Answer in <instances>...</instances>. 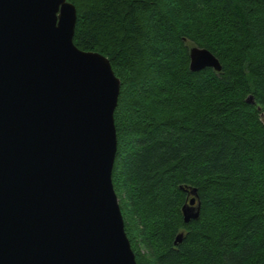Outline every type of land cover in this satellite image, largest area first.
I'll list each match as a JSON object with an SVG mask.
<instances>
[{"label":"trees","instance_id":"16d2710c","mask_svg":"<svg viewBox=\"0 0 264 264\" xmlns=\"http://www.w3.org/2000/svg\"><path fill=\"white\" fill-rule=\"evenodd\" d=\"M68 1L74 44L120 80L112 183L137 264H264V0ZM193 45L221 70L190 71Z\"/></svg>","mask_w":264,"mask_h":264},{"label":"water","instance_id":"95a60500","mask_svg":"<svg viewBox=\"0 0 264 264\" xmlns=\"http://www.w3.org/2000/svg\"><path fill=\"white\" fill-rule=\"evenodd\" d=\"M76 20L68 0H0V264H137L112 183L120 80L74 44ZM204 68L221 64L190 46Z\"/></svg>","mask_w":264,"mask_h":264},{"label":"rangeland","instance_id":"374dc122","mask_svg":"<svg viewBox=\"0 0 264 264\" xmlns=\"http://www.w3.org/2000/svg\"><path fill=\"white\" fill-rule=\"evenodd\" d=\"M261 120H262V122L264 123V116H263V115L261 116Z\"/></svg>","mask_w":264,"mask_h":264},{"label":"flooded vegetation","instance_id":"af4514ba","mask_svg":"<svg viewBox=\"0 0 264 264\" xmlns=\"http://www.w3.org/2000/svg\"><path fill=\"white\" fill-rule=\"evenodd\" d=\"M197 204V201L195 202V204L194 205H196Z\"/></svg>","mask_w":264,"mask_h":264},{"label":"bare ground","instance_id":"6f19581e","mask_svg":"<svg viewBox=\"0 0 264 264\" xmlns=\"http://www.w3.org/2000/svg\"><path fill=\"white\" fill-rule=\"evenodd\" d=\"M192 197V196H191Z\"/></svg>","mask_w":264,"mask_h":264}]
</instances>
